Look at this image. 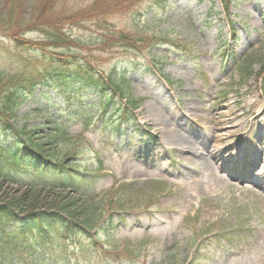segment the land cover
I'll list each match as a JSON object with an SVG mask.
<instances>
[{"label":"rangeland","instance_id":"1","mask_svg":"<svg viewBox=\"0 0 264 264\" xmlns=\"http://www.w3.org/2000/svg\"><path fill=\"white\" fill-rule=\"evenodd\" d=\"M8 1L10 0H0V77L3 76L2 78L6 81L10 78L11 84L15 81V84H21V87H28L34 77L40 76L41 72L44 74L49 66L51 69V63L48 60L49 57L46 58L41 53L18 49L11 37L3 34L6 29H9L10 34H24L27 39H44L36 33V30L26 32L22 28L25 21L13 22L12 26H8V18H3L6 15L4 10L7 9ZM130 1H53V4L56 5L53 12L55 17L86 14L85 19H88L89 16L83 25L66 27L67 34L77 41L80 48L62 49L54 53H61L60 57L66 58L76 56L77 59L90 64L89 66L94 69L107 73L113 68L119 71L128 70L134 95L144 100L142 106L135 113L138 123L133 126L132 131L128 132L127 139L121 141L115 136L114 144L113 141L109 142L108 151L103 152L99 151L98 147L100 141L106 137L105 134L95 137L93 131L89 135V138L94 139L97 147L90 151H84L88 162L87 169L90 170L95 166L91 160L95 155L104 161L103 169L112 171L116 175L109 178L101 175L96 184L98 189L95 192L108 190L109 194L117 200L123 199L125 192L121 188L120 191L123 193L119 194L116 184L119 181L125 184L124 181L128 178H138L139 182L132 183L129 187L133 194L131 204L138 210L151 204L145 205L144 201L138 202L136 198H140L145 192L154 194L158 190V187L154 189L158 182L150 179H161L163 181L159 182L160 191L154 195V198L158 199L154 211L170 213L172 209H181L182 212H185L186 208L190 207L188 213L191 215L184 216L183 221L169 231H161L157 225L152 229L151 225L155 221L146 217V220L141 218L140 222L139 219H136V222L142 224L144 229H135L132 227L135 225L133 217L128 216L126 220L130 219V221L127 228L122 227L114 233V239L109 241H106L107 238L103 236L100 247L97 250H88L85 255H92L91 258H94L89 264H117L113 257H119L116 253L126 243L125 250L121 253L130 252V255H133L132 258L136 260L134 264H173V262H178V259L180 263L186 264L197 252V244L192 241L194 236L197 237L208 230H221L228 226L235 227L244 222L251 227L264 229V194L257 190L251 192L243 189L242 185L235 182H232L235 183L233 185L226 180L224 182L215 181L205 170V163L202 166L203 172L201 167L197 166L200 164L192 165L191 162L195 158L188 157V154L184 155L181 153L182 151H179L177 147L179 141L176 138L179 134L171 133V129H177L180 120L173 121L170 118L166 121L164 118V115L167 114L165 108L172 107L177 115L183 113L201 126L207 127L206 129H213L218 125L207 123L211 116L221 120L235 119L234 117H236L237 124L242 126L243 136H246L247 119L253 117H249L250 113L248 112H254L257 108L253 104L257 97L262 98L261 88H264V85L257 86V83H252L254 78L247 79L240 67L241 62L246 59L254 61L252 74L264 67V15L261 16L259 12L254 11L255 7L251 4L254 1L259 2L260 7L263 8L264 2L263 0H235L230 11V19L233 21L237 33L234 38L229 33L220 0H168L169 4L163 11L146 10L149 6L152 8L156 0H142V3L133 4ZM44 4H46L45 0H11L9 8L19 10L20 19H27L31 15L37 16ZM179 4H187L190 12L185 13L182 9L179 10ZM136 11H141L142 15L139 17L138 14L133 17L132 13ZM134 19L141 22L140 28L134 25ZM153 20L162 21L159 24L160 28H152ZM160 32H169L168 38L170 37L171 41L181 46H187L193 51V54L170 49L167 46L152 50V53L155 54L150 51L143 53L142 50L135 48L126 50L115 42L116 38H114L115 45L112 48H106L101 44V41L106 39V35L110 33L119 37L128 35V37L137 40L150 38L151 35ZM249 37L253 39L252 42L247 41ZM226 41H228L230 50L229 48L223 50ZM157 59H161V62ZM123 62L126 63V66ZM146 65L150 67L157 65L162 74L171 79L173 85L167 82L169 90L163 87V80L159 77V73L145 72L140 68ZM5 90L7 92L6 87ZM46 93L48 94L47 99L56 103L60 101V97L55 95L50 88H37L35 97L18 100L13 113L14 123L20 127L27 124L31 129L34 126L45 129L42 125L45 117L39 116L36 109L44 101ZM95 98L94 95L87 93L82 97L83 104L88 105ZM86 110L90 111V108H86ZM182 122L184 124L186 120ZM191 129L205 137L196 126H191ZM79 130V126H77L72 129V133L79 134ZM137 130L143 132L141 135H148L146 139L152 141L160 137L165 143L162 148L164 152L158 156L142 157V153L138 154L142 150L140 146L143 137L137 133ZM173 134L174 137L171 136ZM173 138L174 143L171 141ZM238 138L236 137L234 140ZM227 145L233 146L232 141H229ZM210 146L211 144L208 143L204 152L211 149ZM114 148L118 150L115 158ZM133 149L136 153L133 152ZM229 151L222 148L221 153L214 152V156L222 154L224 157L231 158L228 154ZM134 155L144 162H149L152 167L157 166L158 169L152 171L153 175H150L151 173L149 176L141 175L139 171L143 168L142 163L130 160ZM234 156L233 152L232 157ZM178 158H180V162L176 165ZM213 163L215 164L214 161ZM129 167H134L136 174L131 173L133 171ZM166 170L178 173L184 171L188 176L180 174L181 176L175 180L178 183L171 184L166 182L167 175L164 173ZM195 172L199 173L202 179L208 180V183L200 186L198 191L196 187L190 189L184 185L188 182L187 179H190V175L195 176ZM113 185L115 189H110ZM199 198H204L200 208L196 207L200 205ZM125 209L128 210V207ZM211 212L213 214H210ZM257 239V232L248 235L246 243L237 237L232 244L234 247L232 251L240 254L246 250L254 252L252 254H259L255 252L264 249V237ZM209 245L216 249L219 248L215 241L210 242ZM103 246H108L107 250L102 249ZM245 246L247 247L245 248ZM172 252L174 255H171ZM228 252L229 249L226 254ZM77 255L83 256V254ZM106 257L108 259H105ZM263 258L264 256L260 262L257 261L255 264H264ZM212 262L215 264V260ZM66 263L64 261V264Z\"/></svg>","mask_w":264,"mask_h":264},{"label":"trees","instance_id":"2","mask_svg":"<svg viewBox=\"0 0 264 264\" xmlns=\"http://www.w3.org/2000/svg\"><path fill=\"white\" fill-rule=\"evenodd\" d=\"M45 3L46 4L42 5V9L40 11V14L44 17L38 19H36L37 17L34 18L33 22L31 23L32 26H34V24L38 25L40 23L45 24L48 19L50 20V13H53L54 4L52 0H45ZM61 25L62 22H59V20H54L52 25H50L51 30L49 31L56 33L54 36L56 43L62 41L65 42L64 36L61 35ZM3 93L4 85L0 82V105H3L4 107L3 108L0 106V118L5 124H7L9 122V119L7 118L8 113L14 109L15 101L18 98V92H10L2 98ZM21 135L28 142V147L26 150L30 154L35 155V157L39 160H50L53 157L58 159L60 157L59 149L53 147V142L58 141L56 136L54 138L50 137L48 140H44L38 135L36 131L27 129L22 130ZM65 147H67V149L64 150L65 158L68 160V158L71 156L70 154L73 153V147L68 144H65ZM47 168H49V165L47 164L42 167V169ZM10 182H13L12 185H14L15 182L20 185L22 184V181L18 179L13 178L11 181L7 182V179L2 180L0 177V226L2 223L5 224L9 222V220H12L15 215H25L27 218H30L36 213L49 212L52 210L65 212L74 219L79 218L78 214L80 213H78L74 207L76 204L72 202H66L62 194L47 190H35L29 186H17L16 189H13L10 186ZM87 222H89V219H87ZM7 239L8 235L4 236L2 245ZM9 240L13 241V247L8 248H22L28 243V238L25 235L21 237H9Z\"/></svg>","mask_w":264,"mask_h":264},{"label":"bare ground","instance_id":"3","mask_svg":"<svg viewBox=\"0 0 264 264\" xmlns=\"http://www.w3.org/2000/svg\"><path fill=\"white\" fill-rule=\"evenodd\" d=\"M236 126L235 124H233V127ZM180 134L176 136L177 140L179 141V146L183 149V150H187L189 151V154H193V155H198V149L200 147L199 142L197 141V139H192V138H183L182 135H185V132L181 129H179ZM228 133V132H227ZM228 135V134H227ZM172 137H174L175 135H171ZM214 141L219 142L220 140H216L214 139V136L212 137ZM174 143V138L173 140H171ZM215 148L217 149V146H215ZM205 168L208 170H211L212 167L209 163H205Z\"/></svg>","mask_w":264,"mask_h":264}]
</instances>
